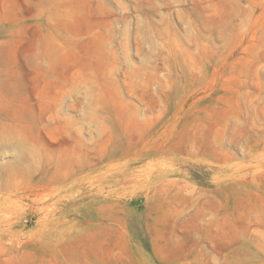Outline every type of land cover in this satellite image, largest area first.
Returning <instances> with one entry per match:
<instances>
[{
  "label": "rangeland",
  "instance_id": "374dc122",
  "mask_svg": "<svg viewBox=\"0 0 264 264\" xmlns=\"http://www.w3.org/2000/svg\"><path fill=\"white\" fill-rule=\"evenodd\" d=\"M0 264H264V0H0Z\"/></svg>",
  "mask_w": 264,
  "mask_h": 264
}]
</instances>
